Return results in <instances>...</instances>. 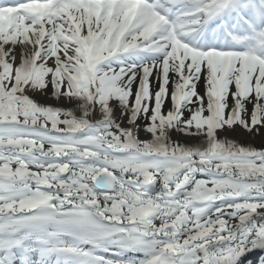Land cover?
<instances>
[{"label": "snow or ice", "instance_id": "6c2138e0", "mask_svg": "<svg viewBox=\"0 0 264 264\" xmlns=\"http://www.w3.org/2000/svg\"><path fill=\"white\" fill-rule=\"evenodd\" d=\"M0 264H264V0H0Z\"/></svg>", "mask_w": 264, "mask_h": 264}, {"label": "bare ground", "instance_id": "6f19581e", "mask_svg": "<svg viewBox=\"0 0 264 264\" xmlns=\"http://www.w3.org/2000/svg\"><path fill=\"white\" fill-rule=\"evenodd\" d=\"M253 143H254L257 147H259L260 144H261V138H260V137L255 138L254 141H253ZM260 256H261V253H260V252H257V253H255L251 258H252L253 260H255V259L259 258Z\"/></svg>", "mask_w": 264, "mask_h": 264}]
</instances>
